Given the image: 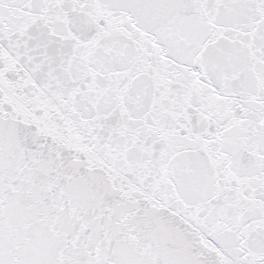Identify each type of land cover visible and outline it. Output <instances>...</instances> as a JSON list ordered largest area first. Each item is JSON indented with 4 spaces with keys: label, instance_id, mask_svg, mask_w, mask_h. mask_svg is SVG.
Instances as JSON below:
<instances>
[{
    "label": "snow or ice",
    "instance_id": "1",
    "mask_svg": "<svg viewBox=\"0 0 264 264\" xmlns=\"http://www.w3.org/2000/svg\"><path fill=\"white\" fill-rule=\"evenodd\" d=\"M0 264H264V0H0Z\"/></svg>",
    "mask_w": 264,
    "mask_h": 264
}]
</instances>
